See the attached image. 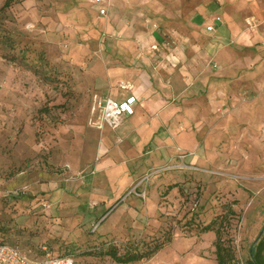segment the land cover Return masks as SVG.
<instances>
[{
    "label": "rangeland",
    "instance_id": "rangeland-1",
    "mask_svg": "<svg viewBox=\"0 0 264 264\" xmlns=\"http://www.w3.org/2000/svg\"><path fill=\"white\" fill-rule=\"evenodd\" d=\"M6 1L0 241L37 257L72 255L75 264H218L216 232L201 227L227 213L224 245L234 264H250L264 232V117L221 102L216 89L201 87L202 76L188 80L161 55L190 49V9L209 0H108L105 15L94 0H10L4 8ZM154 30L165 38L161 48L152 47ZM145 63L163 69L155 77H166L163 92L174 98L179 133L195 152L191 167L179 148L160 154L155 142L138 147L130 131L95 126L99 97L126 92L121 85L134 80L126 71L139 73ZM239 94L250 103L254 95ZM163 129L170 134V125ZM109 244L121 253L165 246L130 263L85 253Z\"/></svg>",
    "mask_w": 264,
    "mask_h": 264
},
{
    "label": "crops",
    "instance_id": "crops-1",
    "mask_svg": "<svg viewBox=\"0 0 264 264\" xmlns=\"http://www.w3.org/2000/svg\"><path fill=\"white\" fill-rule=\"evenodd\" d=\"M190 4L193 6L194 2ZM190 11L187 26L194 30L193 35L187 37L190 49L186 45L187 51L161 54L170 62L169 69H181L182 72L186 70L188 80L194 75L202 76L201 87H207L211 94H216L217 90L218 95L222 94L221 102H232L231 106L239 110L252 108L255 111L252 115L264 117V0H209L197 8L191 7ZM247 15L250 26L245 20ZM219 16L222 17L221 20H218ZM210 25L213 26L211 30L208 29ZM151 44L161 48L166 41L161 33L154 30ZM210 60L216 61L220 68L214 71L209 65L206 66V61ZM199 61L203 65L200 66L201 70L198 67ZM160 66L155 68L145 63L139 73L137 69L129 68L126 74L134 78L132 88L125 89L126 92L118 90L99 97V100L103 101L106 97L125 100L131 95L136 96L134 113L127 116L118 127L122 133L130 131L136 134L137 146L141 148L154 145L155 142L160 154L179 148L182 152L180 155L183 156L181 161L186 165H195L194 159L188 160L195 152L189 143L184 142L185 134L179 133L180 121L174 98L172 100L163 92L168 85L166 77L160 73L158 79L155 77L158 71L163 70ZM240 91L254 94L251 103L240 96ZM169 125L170 134H160ZM105 126L97 128L104 129ZM194 138L196 139L195 135ZM20 250L30 258L44 257L30 255L21 248Z\"/></svg>",
    "mask_w": 264,
    "mask_h": 264
},
{
    "label": "built area",
    "instance_id": "built-area-1",
    "mask_svg": "<svg viewBox=\"0 0 264 264\" xmlns=\"http://www.w3.org/2000/svg\"><path fill=\"white\" fill-rule=\"evenodd\" d=\"M94 3L99 7V12L102 15L107 13L109 9L108 0H94ZM208 29H213V26L210 25ZM152 47L154 49L158 48L156 44L152 45ZM121 88L131 89L132 85L123 83ZM136 101L137 99L134 95L127 97L125 100H118L113 97H106L103 101L98 100L97 104H99L101 112L95 122V126L103 128L108 125L113 129L118 128L127 116L134 113ZM165 168L167 167L164 166ZM0 264H75V258L72 255L53 256L49 251L43 258H30L17 245L0 242Z\"/></svg>",
    "mask_w": 264,
    "mask_h": 264
},
{
    "label": "trees",
    "instance_id": "trees-1",
    "mask_svg": "<svg viewBox=\"0 0 264 264\" xmlns=\"http://www.w3.org/2000/svg\"><path fill=\"white\" fill-rule=\"evenodd\" d=\"M10 4V0L6 1L4 8L9 6ZM175 186L177 185H169L168 190H172ZM226 214L213 219L212 221L202 225L201 227V231L203 232H216V256L218 264H234L235 261L232 250L229 246L224 245L223 242V228L221 226H223V224L227 222L228 217L226 216ZM169 239L171 240V235L169 236ZM0 242L4 241L1 240ZM164 246L165 244H161L157 247H147V249H141V247H131L121 253L115 245L109 244L108 247H100L98 250L86 251L85 253L98 256L108 255L116 262L130 263L149 258ZM56 256L65 255L63 254ZM249 262L250 264H264V232H262L258 239L251 245Z\"/></svg>",
    "mask_w": 264,
    "mask_h": 264
}]
</instances>
